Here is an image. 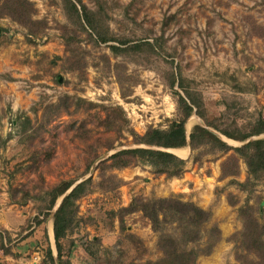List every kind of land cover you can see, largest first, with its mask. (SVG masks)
I'll return each instance as SVG.
<instances>
[{
	"label": "rangeland",
	"instance_id": "rangeland-1",
	"mask_svg": "<svg viewBox=\"0 0 264 264\" xmlns=\"http://www.w3.org/2000/svg\"><path fill=\"white\" fill-rule=\"evenodd\" d=\"M28 1L30 17L23 20L0 8V237L8 249H0V264H38L47 242L57 258L44 191L59 179L88 175L89 188L75 199L61 238L63 264L157 258V232L142 206L170 194L209 211L201 238L185 243L208 248L196 264L256 259L240 231L246 217L256 218L254 233L264 236V176L244 186L233 182L243 181L246 171L239 157L235 174L221 172L230 149L211 143L171 148L187 159L178 176L153 173L140 161L102 171L98 163L115 148L135 144L129 127L142 132L180 117L178 79L203 115L192 112L183 122L188 130L204 120L249 130L264 117V0H81L98 30L112 37L106 41L96 40L64 0ZM112 39L126 40L121 46L156 42L113 52L109 44L118 42ZM56 101V113L44 112ZM117 105L125 124L105 126L102 118L117 115ZM165 230L184 245L174 222Z\"/></svg>",
	"mask_w": 264,
	"mask_h": 264
},
{
	"label": "trees",
	"instance_id": "trees-1",
	"mask_svg": "<svg viewBox=\"0 0 264 264\" xmlns=\"http://www.w3.org/2000/svg\"><path fill=\"white\" fill-rule=\"evenodd\" d=\"M64 4L73 11L77 20L79 15H81L87 27L95 33L96 40L106 41L112 38L102 34L98 30L96 25L97 20L94 18L92 10L83 1L64 0ZM29 5L30 2L28 0H1L0 2V8L3 12L17 20H23L24 18L30 17L28 11ZM88 33L90 34V32ZM112 40H117L118 42V44H109V47L113 52H118V50L124 48L138 47L140 44L152 46L156 42V39L153 43L144 39L140 43L133 42L130 45L121 46L119 44L125 43L126 40ZM120 80L121 78L117 77L118 83ZM173 82L174 80L171 81V85ZM176 85L182 90V93L175 91L176 108L180 117L178 119H171L166 126L147 125L142 132H137L129 127L126 131L131 136L132 141L135 143H143L147 146H128L111 152L107 157L99 161V171H102L105 167L119 168L126 166L131 162L140 161L141 163L149 165L151 172L153 173H164L168 176H178L182 172L187 159L172 151L157 148L156 146L172 148L184 146L186 145L187 135L192 149L201 143H211L222 151L231 150L221 164V172L223 174H235L237 171V159L240 157L245 164V178L243 181L231 179L238 185L244 186L246 183L263 177L264 136L253 137L240 145L232 146L198 122L191 124L188 133H186L183 125L184 120L192 112H195L201 117L203 115L200 110L199 102L192 97L189 91L183 88L179 79L177 80ZM59 108L60 103L58 101L50 102L46 106L44 112L51 111L52 113H56ZM113 108L118 110V114L111 115L106 113L102 118L104 125L112 127L111 124L116 122V120H119L120 124L124 125L126 117H124L122 109L118 105ZM48 118L49 117L47 116L45 120ZM204 123L206 126L212 127L226 137L238 141L245 140L250 137V135H257L264 132L263 116L256 117L249 130H242L236 126L231 128L217 126L206 120H204ZM45 158L47 159L48 155ZM226 166H229L228 169H226ZM72 183L73 179L71 178L59 179L55 184L44 191L47 195L46 203L43 206L46 214L50 212L57 197L60 196ZM90 183V175L77 181L61 197L56 208L51 213V231L58 264H63V247L61 244V238L67 232L75 215V199L89 188ZM142 210L147 217L150 227L157 232V245L161 249V254L157 258L147 260L143 264H196V256L200 253L205 254L208 252V248L200 250L197 246L191 245L186 247L185 245V243L189 241L198 242L201 238L199 231L209 218L208 210L203 209L192 201L181 200L173 194L149 198L142 206ZM241 210L243 212L245 209L241 208ZM255 221L256 218L251 219V217H246V221L244 220V225L240 232L244 239H246L245 247L256 256V259H249L250 264H264V236L261 237L258 232L254 233L251 224L254 222V224L257 225ZM37 222H40V220L37 219ZM171 222H174L180 229L179 235L180 240L184 243L183 246H179V240L176 239V235L173 236L166 233L165 229L167 224ZM262 222L264 225V216ZM210 229L218 234V228L215 225H211ZM262 239L263 243H261ZM253 248L255 251L252 250ZM0 249L2 252L8 251V249L2 244L1 237ZM38 264H55L54 254L52 253V248L49 242H47L44 248L43 257Z\"/></svg>",
	"mask_w": 264,
	"mask_h": 264
},
{
	"label": "water",
	"instance_id": "water-1",
	"mask_svg": "<svg viewBox=\"0 0 264 264\" xmlns=\"http://www.w3.org/2000/svg\"><path fill=\"white\" fill-rule=\"evenodd\" d=\"M187 119H188V117L186 118V120H185V124H186V121H187ZM200 124L201 125H203V126H205L207 129H209L210 131H212L214 134H216L217 136H219L220 138H222L223 140H226V139H228V137H226L225 135H223V134H221L220 132H218V131H216V130H214V129H212V128H210V127H208V126H206L203 122H200ZM185 130H186V133H188V129H186V125H185ZM250 138H252L251 136L250 137H248V138H246L245 140H243V141H241L240 142V144H242V143H244L245 141H247L248 139H250ZM186 145H187V147L190 149V141H189V138H188V136L186 135ZM133 146H147V145H145V144H143V143H135ZM157 148H161V149H166V150H169V151H172V147H161V146H156ZM120 148H123V147H117V148H115L113 151H115V150H117V149H120ZM112 151V152H113ZM173 152V151H172ZM182 157V156H181ZM77 181H74L57 199H56V201H55V203H54V205H53V207H52V210H51V212L49 213V217L51 216V213L53 212V210L56 208V206H57V204H58V202H59V200L61 199V197L76 183ZM262 202H264V201H262ZM55 264H58V260H57V258H55Z\"/></svg>",
	"mask_w": 264,
	"mask_h": 264
},
{
	"label": "crops",
	"instance_id": "crops-1",
	"mask_svg": "<svg viewBox=\"0 0 264 264\" xmlns=\"http://www.w3.org/2000/svg\"><path fill=\"white\" fill-rule=\"evenodd\" d=\"M1 255V254H0ZM6 256V254H4V257Z\"/></svg>",
	"mask_w": 264,
	"mask_h": 264
}]
</instances>
